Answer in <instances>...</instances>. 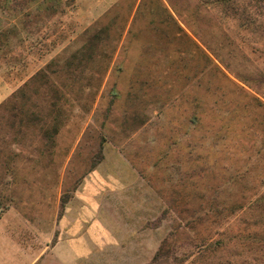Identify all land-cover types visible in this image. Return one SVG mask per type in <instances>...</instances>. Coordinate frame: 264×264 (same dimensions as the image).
<instances>
[{
  "label": "rangeland",
  "instance_id": "374dc122",
  "mask_svg": "<svg viewBox=\"0 0 264 264\" xmlns=\"http://www.w3.org/2000/svg\"><path fill=\"white\" fill-rule=\"evenodd\" d=\"M233 2L0 10L17 28L10 51L0 36V218L49 244L87 212L111 264H264V0Z\"/></svg>",
  "mask_w": 264,
  "mask_h": 264
},
{
  "label": "crops",
  "instance_id": "0c3cea01",
  "mask_svg": "<svg viewBox=\"0 0 264 264\" xmlns=\"http://www.w3.org/2000/svg\"><path fill=\"white\" fill-rule=\"evenodd\" d=\"M12 216L13 212L7 211L0 218V264H111L97 257V252L104 249L89 242L87 212H65L59 226L50 233L49 244L40 243L33 233L10 228Z\"/></svg>",
  "mask_w": 264,
  "mask_h": 264
},
{
  "label": "trees",
  "instance_id": "16d2710c",
  "mask_svg": "<svg viewBox=\"0 0 264 264\" xmlns=\"http://www.w3.org/2000/svg\"><path fill=\"white\" fill-rule=\"evenodd\" d=\"M25 1V0H22ZM33 1V0H32ZM216 1V6H220L223 7L224 5H229V4H233V0H215ZM19 3V0H0V10L2 11H14L17 12L18 10H23V6L21 7ZM11 6V8H10ZM19 11V12H20ZM7 34L6 36H4L5 38L2 40V42H4V45H6L8 51H10V45H11V40H10V35H14V38L17 37V28L15 26L10 27L4 31H0V36L1 34ZM163 252L162 249H160L157 254L154 257V262H157V260H159L161 258V253ZM158 263V262H157Z\"/></svg>",
  "mask_w": 264,
  "mask_h": 264
}]
</instances>
